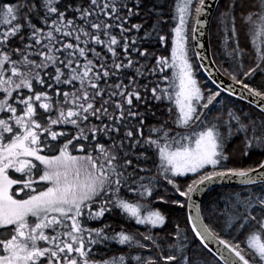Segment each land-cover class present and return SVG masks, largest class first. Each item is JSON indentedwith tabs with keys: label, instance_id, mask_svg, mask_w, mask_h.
Segmentation results:
<instances>
[{
	"label": "snow or ice",
	"instance_id": "1",
	"mask_svg": "<svg viewBox=\"0 0 264 264\" xmlns=\"http://www.w3.org/2000/svg\"><path fill=\"white\" fill-rule=\"evenodd\" d=\"M0 264H264V0H0Z\"/></svg>",
	"mask_w": 264,
	"mask_h": 264
}]
</instances>
